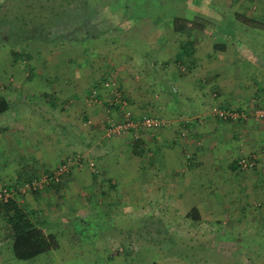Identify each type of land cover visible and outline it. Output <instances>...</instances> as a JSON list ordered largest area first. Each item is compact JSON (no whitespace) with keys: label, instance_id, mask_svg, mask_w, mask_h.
Returning a JSON list of instances; mask_svg holds the SVG:
<instances>
[{"label":"rangeland","instance_id":"1","mask_svg":"<svg viewBox=\"0 0 264 264\" xmlns=\"http://www.w3.org/2000/svg\"><path fill=\"white\" fill-rule=\"evenodd\" d=\"M6 2L0 0V5ZM61 3L56 0L53 5L61 7ZM74 3L68 9L67 17L70 15V19L64 20V15L59 26L69 29L71 33L75 29L76 33L74 37L68 33L69 37L63 38L60 45L36 40L28 48L27 43L31 42L28 40L20 45L6 44L8 41H5L6 45H0V96L8 97L11 103L29 101L39 103L40 107L46 98L38 96L39 93L42 95L43 89L56 87L60 79L71 72L76 79L86 77L87 81L82 78L84 86H81V89L85 88L84 102L88 107L99 108L97 119L103 127L99 135L102 141L97 139V142H93L87 156L86 151L84 154L77 150L76 154L63 161L67 162L73 157L82 158L77 170L79 177L92 184L85 186V193L78 194L76 210L68 212L72 213L68 215L69 221L65 218L57 227L61 243L58 250L26 261L17 260L10 254L12 260L7 264H264L263 250L256 249V254L252 250L247 253L249 249L243 245L245 241L252 244V249L264 245V230L256 219L264 214L261 201H254L248 209L235 204L228 217L216 215L221 218L220 221L212 220L206 214L199 222L193 221L185 215L182 205L166 209L163 206L165 200L158 191L148 188L139 191L135 188L136 177L131 168L149 158V144L144 145L142 150L146 159L142 155L135 156L130 146L132 138H107L103 123L106 111L104 100L107 97L103 84L111 81L128 100V109L135 117H160L168 124L159 131L173 127L176 134L189 138L194 146L203 145L202 140H192L187 126L179 123L189 119L204 121L208 117L205 115L208 106L205 112L192 116L188 107H176L175 102L184 88L193 93L197 89L204 90L207 100L218 101L222 89H218L217 81L229 85H235V82L247 85L261 83L264 72V0H77ZM41 9L45 13L47 7L42 6ZM16 10L13 8L9 13ZM46 12L50 14V11ZM245 14L259 22L253 24L237 17H244ZM52 16H55L53 12ZM176 16L203 17L210 26L205 32H196L190 37L173 30L172 23ZM38 17L42 18V14ZM102 30L106 33H99ZM2 35L7 40L12 38L9 32ZM189 38L196 39L194 58L200 59L194 61L192 69L175 59L181 44ZM217 44L227 45L226 51L215 49L214 45ZM26 49L31 53L28 59H14L13 51L24 52ZM73 68L78 70L74 71ZM172 74L178 78L170 80ZM182 76V80L186 81L183 85L178 81ZM125 87L133 92L135 98L143 99L144 106L138 107V102L128 96ZM93 91H96L98 101L91 97ZM258 103L253 107L242 97L237 103H228L225 107L247 111L249 118L243 121L244 124L251 121L261 125L264 120L258 121L252 115L256 109L264 106V101ZM165 112L174 118L162 116ZM85 123L88 125L90 122ZM85 129L83 125L79 133L83 134ZM147 134L151 133L143 132L142 139ZM103 141L107 146L102 144ZM97 150L98 155L105 153V156L112 158L110 161L113 164L117 160L115 155L126 160L127 169L113 174L125 183H121L120 189L118 186L107 187V173L96 161ZM255 150L239 154L237 159L254 158L256 164L246 171L236 168L237 183L248 179L245 175L248 171L261 168L264 171V158L259 155H264V148L255 147ZM187 154L189 156L186 157H190L189 152ZM89 162H94L98 172L92 171ZM71 168L76 169V164ZM29 176L25 175L23 180ZM261 182L264 184V179ZM60 195L62 204L68 205L72 201L68 200L66 191H60ZM20 196L23 195L15 198ZM137 203H141V207ZM64 208L66 210L68 207ZM156 209L160 214L155 212ZM63 214L65 216V212ZM0 230V246H6L11 253L10 232L5 231L4 226ZM101 242H107L108 249L100 246Z\"/></svg>","mask_w":264,"mask_h":264},{"label":"crops","instance_id":"2","mask_svg":"<svg viewBox=\"0 0 264 264\" xmlns=\"http://www.w3.org/2000/svg\"><path fill=\"white\" fill-rule=\"evenodd\" d=\"M244 17L250 18V15L245 14ZM196 51L197 44L194 55ZM194 55L191 60L199 61L200 59H195ZM73 69L74 71L78 70L77 68ZM74 76V73L71 72L62 77L56 87L51 86L48 88L49 90L43 89L42 95L39 93L38 96H46L47 99H43L40 107L39 103L29 101L21 104L11 103L8 97L4 96L10 102L8 109L0 114V189L9 183L23 180L25 175L31 176L54 170L64 159L76 154L77 150H81L84 154L86 151L85 156H87L92 143L101 139L99 135L103 127L97 119L99 108L88 107L84 102L85 88L81 89V86H84V81L87 79L83 76L76 79ZM82 78H85L84 81ZM169 78L176 80L178 76L172 74ZM182 79L184 76L180 77L178 81L182 85L186 84V81ZM217 83L219 86L217 88L222 89L220 91L222 96L218 101L207 100L204 90L198 91L199 89H197L193 93L184 88L181 97L175 102L176 107H188L192 111V116L205 112V107L208 106L206 114L204 113L208 117L204 121L189 119L179 123L187 126L189 133L192 134V140H202L203 145L194 146L189 138L181 137L179 133L176 134L173 127L158 132H149L151 134L145 136L143 145L149 144L150 156L146 159L141 151L139 156L142 155L146 161L142 163L139 161L138 165L132 166L131 169L136 177V190L141 191L148 188L158 191L165 200L163 206L166 209L170 206L182 205L185 207L186 215L191 209L197 208L201 220L205 218L206 214L210 219L220 221L219 215H225L224 218L231 215L230 211L235 204L242 205L245 209H248L254 201H261V204L264 205V184L261 182L264 179V171L262 168L246 172L245 175L248 179L240 180L241 183H237L238 178L235 176L237 170L232 166L241 152H254L255 147H261L263 150L264 122L261 125L251 121L246 124L244 122L226 123L214 119L211 109L214 104L228 106V103H237L242 97L245 102L253 104V107L257 106L259 101H264V72H262L261 83L252 82L251 85L239 82L229 85L224 81H217ZM211 84L209 87L212 86ZM125 89L128 96H132L138 102V107L144 106L143 99L135 98L128 87ZM223 96L225 99L222 98ZM62 97L63 101H61ZM209 97L211 98V96ZM35 104L38 107H33ZM63 106L65 109H62ZM79 107L82 109L80 110ZM162 116L169 119L174 118L166 112ZM86 121L90 123L87 125ZM83 125L88 130L85 129L82 134L79 133V130ZM104 142L102 144L107 146ZM20 144L21 146H19ZM188 152L190 157H186ZM98 153L97 150L95 152L96 161L103 168L105 174L107 173V187L116 188L118 186L120 189L121 183H125L119 181V178L113 174L127 169L125 168L126 160L115 155L113 157L117 160L113 164L110 161L112 158L105 156V153L102 155H98ZM109 154L111 153L109 152ZM259 155L264 158L262 153ZM77 170H79L77 167L72 170L73 172L61 185L53 186L44 192L28 193L16 199L21 207L31 212L34 221L42 222L47 233L56 235L59 244L51 252L58 250L61 244L59 241L60 232H57L60 222H63L65 218L69 221L68 215L72 213L68 212L76 210L75 207L78 203L75 202V199L78 194L85 193L87 191L85 186L92 184V182H85V178L79 177ZM60 191H66L68 200H72L68 205L62 204L61 195L65 194L60 195ZM121 194L125 198L124 193ZM91 200L89 201L91 202ZM138 204L141 207V203ZM64 207L68 208L65 210ZM92 211L94 212L93 207ZM155 212L160 214L159 209H156ZM256 219L259 223L262 222L264 214ZM1 226H4L5 231L10 232V225L3 212L0 213ZM8 239H10V235ZM100 246H106L108 249L107 242L105 244L101 242ZM10 254L13 256L6 246H0V264H7L9 260H12L11 257L9 258Z\"/></svg>","mask_w":264,"mask_h":264},{"label":"trees","instance_id":"3","mask_svg":"<svg viewBox=\"0 0 264 264\" xmlns=\"http://www.w3.org/2000/svg\"><path fill=\"white\" fill-rule=\"evenodd\" d=\"M55 1L56 0H7L5 4L0 5V45H6L9 43H12V45H20L26 43L27 40L31 42L27 43L26 48H28L29 45H32V41L35 40L45 42L46 44L60 45V42L63 41V38L69 37L68 33H70V35L73 34L74 37V33H76L75 29L74 31L72 30L71 33V31L67 28L61 29V26L59 25L61 24L64 15H66V18L64 20L67 21L68 19H70V15L67 17L68 9H71V7L73 6L72 4H75L74 2L77 0H60V2H62L60 5L61 7L54 6L53 3L55 4ZM45 3L49 5L46 6ZM13 5H17V7L15 8ZM42 6L47 7V9H44L45 13L43 12V9H41ZM13 8L17 10L9 13ZM46 10L50 11V14L49 12H46ZM52 12L53 15L55 14L54 17L52 16ZM39 14H42V18L38 17ZM48 14L49 17L43 19ZM10 16L12 17L10 18ZM237 17L243 19L245 22H250L253 24L259 22L257 21V19H254L252 17L246 18L239 15H237ZM172 26L175 32L187 34L188 36L192 37V34L196 32H205L210 26V23L205 18L199 16H193L192 18L176 16L173 19ZM133 28L134 27H132L131 29ZM8 32L9 34H12V38H10L9 40H7L8 38H3L5 35H2ZM102 32L106 33V31L104 30L99 33ZM5 41L8 42L6 43ZM196 42V39L191 38L184 41L181 44L180 50L178 51L175 58L176 61L180 62L182 65H185L189 69H192V67L195 66V62L191 60V57L194 55L195 45L197 44ZM214 48L226 51L227 45L217 44L214 45ZM12 54L15 60H19V58L28 59V56L31 53L30 51L28 52V49H26L24 52L13 51ZM8 107L9 101L4 96H0V114L5 112ZM119 112V110H117V112L115 111V113ZM243 121L245 120H242L240 122ZM143 144L144 140L142 138L132 139L130 146L135 156H139L141 154L144 146ZM238 161L239 159L233 162L232 166L234 168H239ZM41 174H50L51 176L54 174V171L48 170L40 174H33L26 179L40 177ZM69 174L67 175V177L69 176ZM65 179L66 177H61L60 182L47 186L42 190L31 191L29 193L44 192L45 190L53 186L61 185ZM20 183H22V180L10 184L16 186V184ZM1 212H3L7 223L10 225V248L11 253L16 259L22 261L32 260L58 246L59 243L56 235L54 233H47V229L42 226V222L40 223L36 220L34 221L31 212L21 207V205H19L15 199L11 198L7 202H1L0 213ZM186 216L196 222H199L201 220V216L199 215L197 208L191 209L186 214ZM260 223L261 227L264 229V220ZM245 242L243 243V245L246 249H249L246 250L247 253L252 250V252H255L256 254V249H261L264 253V245L259 248L255 247L252 249V244L247 241Z\"/></svg>","mask_w":264,"mask_h":264},{"label":"built area","instance_id":"4","mask_svg":"<svg viewBox=\"0 0 264 264\" xmlns=\"http://www.w3.org/2000/svg\"><path fill=\"white\" fill-rule=\"evenodd\" d=\"M106 90L107 97L105 103V116L103 119L105 135L107 138L129 136L132 139L142 138L143 132H156L168 124V122L160 117L145 115L144 117H135L130 111L128 100L123 96L119 87L111 81H106L103 84ZM216 94H214L215 96ZM92 98L99 100L96 91L91 94ZM119 110V113H115ZM119 114V115H118ZM211 114L223 121L230 123H237L240 120L248 119V113L245 110H240L230 107H221L220 105H213ZM121 115V116H120ZM252 115L258 121L264 120V106L256 109ZM82 158L73 157L67 162L61 163L55 168L54 174H41L40 177L25 179L20 184H7L0 189V203L7 202L9 199H16L19 194H26L31 191H39L47 186L60 182L61 177H66L72 170L71 165L81 166ZM239 169L246 171L252 169L256 164L254 158L241 157L238 161ZM93 172H98L95 169L94 162H89Z\"/></svg>","mask_w":264,"mask_h":264}]
</instances>
